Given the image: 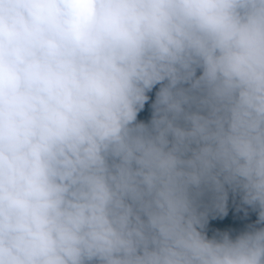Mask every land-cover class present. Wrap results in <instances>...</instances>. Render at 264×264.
Listing matches in <instances>:
<instances>
[{"label":"clouds","instance_id":"9594fccd","mask_svg":"<svg viewBox=\"0 0 264 264\" xmlns=\"http://www.w3.org/2000/svg\"><path fill=\"white\" fill-rule=\"evenodd\" d=\"M230 191L264 224V0H0V264H264Z\"/></svg>","mask_w":264,"mask_h":264},{"label":"trees","instance_id":"16d2710c","mask_svg":"<svg viewBox=\"0 0 264 264\" xmlns=\"http://www.w3.org/2000/svg\"><path fill=\"white\" fill-rule=\"evenodd\" d=\"M199 75V72L197 73ZM159 85L153 89L150 93V100L145 105V109L138 115V120L145 123L149 122L151 119V103L155 98V92L158 90ZM241 202L246 215L254 222L258 220V211L253 210L250 206L244 205L242 203L241 194L236 193ZM207 209L209 211V218L205 228L206 234L209 238L217 236L219 234L227 233L232 238H235L237 235L241 234L244 231H247L250 227L243 223L241 218L238 216L237 212L234 209V206L228 197L227 201V212L224 215L215 214L213 212V200L211 194L206 195L201 202V211Z\"/></svg>","mask_w":264,"mask_h":264},{"label":"water","instance_id":"95a60500","mask_svg":"<svg viewBox=\"0 0 264 264\" xmlns=\"http://www.w3.org/2000/svg\"><path fill=\"white\" fill-rule=\"evenodd\" d=\"M234 206L235 211L237 212L238 216L241 218V220L243 221L244 224H246L247 226H255V227H264V224H257V222L252 221L245 213L244 208L241 204V202L239 201L238 196L236 195V193L233 192H229V196H228Z\"/></svg>","mask_w":264,"mask_h":264}]
</instances>
